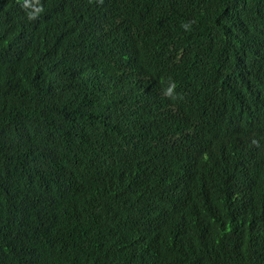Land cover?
<instances>
[{
    "label": "trees",
    "instance_id": "trees-1",
    "mask_svg": "<svg viewBox=\"0 0 264 264\" xmlns=\"http://www.w3.org/2000/svg\"><path fill=\"white\" fill-rule=\"evenodd\" d=\"M22 2L0 0V264H264V147L223 103L264 91V0Z\"/></svg>",
    "mask_w": 264,
    "mask_h": 264
},
{
    "label": "clouds",
    "instance_id": "clouds-1",
    "mask_svg": "<svg viewBox=\"0 0 264 264\" xmlns=\"http://www.w3.org/2000/svg\"><path fill=\"white\" fill-rule=\"evenodd\" d=\"M39 0H23L21 7L28 10L26 12L27 18L29 20H35L38 15L43 11L42 7H38ZM183 27L188 28L185 24ZM264 61V47L262 48V62ZM261 72L258 74V83L261 82L260 77L264 73V67L260 68ZM257 83V84H258ZM256 84V86H257ZM176 83L173 81L163 92L165 97L172 100L178 98V94L175 92ZM236 92H234L229 85L224 81L223 83V103L226 107V103L229 106L226 107L231 115V128L235 125L245 127L248 132L254 136L255 139L260 140L264 147V116L262 111H258L260 105V100L264 94V91H257L256 87L253 96L250 100L240 102L237 98Z\"/></svg>",
    "mask_w": 264,
    "mask_h": 264
}]
</instances>
